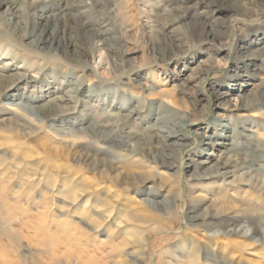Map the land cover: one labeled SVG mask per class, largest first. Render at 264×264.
I'll return each instance as SVG.
<instances>
[{"label":"rangeland","instance_id":"1","mask_svg":"<svg viewBox=\"0 0 264 264\" xmlns=\"http://www.w3.org/2000/svg\"><path fill=\"white\" fill-rule=\"evenodd\" d=\"M11 1L0 6V264H156L143 251L150 227L171 230L162 264H179L182 249V264H264V151L254 152L264 144V7L244 16L204 0H87L62 17L58 0H19L17 28L4 22ZM57 17L105 32L94 58L76 53L86 38L66 52L18 35ZM219 22L224 43L205 33ZM55 110L68 112L34 119ZM97 122L119 138L176 124L186 146L165 159L174 167L148 153L117 165L89 146H107L93 142ZM232 146L261 161L215 176Z\"/></svg>","mask_w":264,"mask_h":264},{"label":"bare ground","instance_id":"2","mask_svg":"<svg viewBox=\"0 0 264 264\" xmlns=\"http://www.w3.org/2000/svg\"><path fill=\"white\" fill-rule=\"evenodd\" d=\"M8 0H0V6L3 5L5 2ZM59 5H58V13L60 16L65 17L69 13H71L73 10L78 11L80 3H85L87 0H58ZM89 1H95V0H89ZM208 2H220L224 7H226L230 11L236 12V14L239 15H244L246 16L247 14L251 13V9L257 8L258 10H262L264 7V0H204ZM33 2V1H32ZM32 2H27V7L30 8L33 4ZM98 2V0H96ZM24 4V2L19 1V0H12L11 4L12 7L16 8V10H12L11 17L5 18V23L6 25H11L13 24V21L15 23V27H19L21 23V18H22V13L23 9L21 7L19 9L18 6L19 4ZM247 3L250 4V7L246 5ZM197 4V3H195ZM253 7V8H252ZM187 7L185 8L186 11ZM18 10H20V14H18ZM25 14L27 13L26 10H24ZM184 11V12H185ZM106 16V15H103ZM177 20H180L184 17L183 13H179L175 16ZM61 19H63L64 22H61ZM169 20H166L168 22ZM217 21V20H216ZM17 27V28H18ZM224 24L219 22L211 25L205 33L207 37L210 38L212 41H217L219 43H224L225 39L227 38V35L224 31ZM64 30L68 34V36L65 38L64 42H61L58 39V32L59 30ZM104 31H100L99 29H96L94 24L91 23L90 21H76V22H69L65 20L64 18L57 17L56 18V23L54 26H52V29H40V30H35L33 28L32 30H27L24 26V28L20 27V30L18 31V35L20 38L26 37V36H33L36 37L37 39V45L43 46V44L50 43V44H55L56 48L58 47H63V49L67 52L69 51V48L74 46V42L76 38H86V45L83 47V49L76 50V53L78 57H80L81 61L83 62H88L89 59L94 58L96 54L95 50V45L94 43L96 41H101L104 39ZM35 40V39H34ZM104 41V40H103ZM171 47L172 49H176V43L173 41L171 42ZM111 51V50H110ZM114 51V50H112ZM111 51V52H112ZM117 51L122 54L119 49ZM214 68L212 67H207L203 69V72L205 74H208L211 72V70ZM260 96H262L261 99H259V103L264 102V93H262ZM250 103V102H249ZM19 108H22V106H18ZM35 108V107H34ZM23 109V108H22ZM24 110V109H23ZM55 113H50L47 115L42 116L41 113L35 112V120L44 122L46 119H52L56 120L58 117L67 114V110H55ZM176 114V116L180 117L181 115L177 113H172ZM168 115V116H159L157 117L158 120L165 124L172 123V117L174 115ZM181 119L187 118V116L180 117ZM21 125L25 126L26 122H21ZM111 124V123H110ZM109 123H100L97 122L94 124L96 132L95 136L93 137V142L95 143H100V144H106V147H101L97 146L96 147L91 143L89 146L95 148L96 150L104 153H111L113 157H115L114 163L117 165H120L123 163L124 159L129 156H142L144 153H148L150 155V158L148 160L159 164V165H164L168 167H174L173 163H168L165 161L166 158H176V151L182 150L186 144L183 142V135L180 132L179 129H176L177 125L174 124V128L171 127L168 130H162L160 132V129H148L144 133L141 132H133V131H127L126 133H123L121 138L118 137L120 132H118V129H110L107 131L106 129L110 127ZM185 125L182 126V128ZM162 132H166V134H162ZM67 134V133H66ZM159 137L164 138L162 142H158L157 139ZM177 148V149H176ZM117 149H120L124 151V155L122 154H116L118 152ZM228 153H232L228 159L223 162L218 169L214 171L215 176L223 175L226 176L230 171L229 168H244V167H249L253 168L254 163L257 161H261L260 156L256 155H250L248 154L247 151H238L235 146H232L230 148H226ZM259 152V151H264V144L261 142L255 144L254 147V152ZM256 152V153H257ZM260 153V152H259ZM258 153V155H259ZM261 155V154H260ZM86 158H89V154L85 153ZM110 161V160H109ZM108 163V162H107ZM263 167V166H262ZM3 168V167H2ZM4 170V169H3ZM6 170V168H5ZM25 171V170H24ZM261 174V173H260ZM20 175V174H19ZM200 174L196 172L193 177L199 176ZM174 176V175H173ZM259 182L257 181L256 187L258 186L259 190L262 191L261 193H264V178L258 179ZM2 185V184H1ZM3 186V185H2ZM7 186V185H6ZM74 186V185H72ZM5 190V188H4ZM3 190V191H4ZM1 192V191H0ZM77 190L70 189L67 192L68 196H75ZM30 193V192H29ZM8 194V193H7ZM263 200H264V194H262ZM213 217H218L215 215H212ZM227 221L234 223L236 221L235 218H230ZM96 225L99 227L100 223L94 221ZM96 226V227H97ZM173 229V228H172ZM146 233L143 235V251L148 253L147 257V262L151 260L152 256H155L156 259V264H162L164 261V255H168V253L171 252L169 246L170 240L173 238L169 233L171 230L168 229H160V228H154L150 227L145 230ZM198 246V245H196ZM190 248H194V245L192 244L191 246L189 245ZM161 248V249H160ZM186 249L180 250L179 254V264H182V259L181 258H186L187 255L184 253ZM149 264V263H148Z\"/></svg>","mask_w":264,"mask_h":264}]
</instances>
